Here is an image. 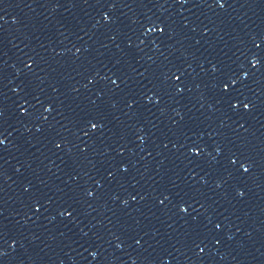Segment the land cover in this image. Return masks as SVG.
I'll return each mask as SVG.
<instances>
[{"label":"water","instance_id":"water-1","mask_svg":"<svg viewBox=\"0 0 264 264\" xmlns=\"http://www.w3.org/2000/svg\"><path fill=\"white\" fill-rule=\"evenodd\" d=\"M0 264H264V0H0Z\"/></svg>","mask_w":264,"mask_h":264}]
</instances>
